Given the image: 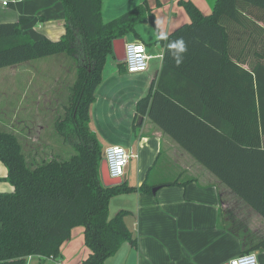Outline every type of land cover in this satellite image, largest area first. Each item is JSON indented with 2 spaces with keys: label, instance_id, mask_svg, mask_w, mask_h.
<instances>
[{
  "label": "trees",
  "instance_id": "obj_1",
  "mask_svg": "<svg viewBox=\"0 0 264 264\" xmlns=\"http://www.w3.org/2000/svg\"><path fill=\"white\" fill-rule=\"evenodd\" d=\"M60 1L65 30L57 40L30 38L21 29L24 19L0 22V68L66 53L74 59L76 73L63 117L54 123L68 151L54 152L51 146L39 152L34 145L25 152L15 130L0 128V161L7 170L4 180L13 187L0 191V264H26L30 256L56 260L60 245L78 225L83 226L89 248L81 264H104L122 244L137 243L125 223L128 211L121 209L109 216L110 199L133 191L153 193L154 186L145 181L137 188L125 180L103 185L104 149L89 127V108L106 57L112 53V41L128 34L138 38L136 25L146 16L153 20V15L144 2L103 21L102 0ZM180 3L190 23L170 32L164 41L159 76L137 100L136 114H148L264 216V60L248 63L250 68H246L245 62L232 58L230 45L234 33H248L249 42L241 52L264 57V26L258 25H264V13L255 11L264 10V0H216L209 15H203L190 0ZM229 24L237 29H230ZM181 37L187 52L177 66L168 44ZM117 68L126 71L123 62H117ZM167 78L170 86L164 84ZM230 89L237 91L235 96L229 97ZM193 96L204 111L195 108ZM230 104L235 108L229 111L225 106ZM221 105L233 119L230 133L218 131L210 118ZM136 126L134 121L132 127ZM193 135L199 145H192ZM171 184L166 181L160 186ZM259 245L264 248V238Z\"/></svg>",
  "mask_w": 264,
  "mask_h": 264
},
{
  "label": "crops",
  "instance_id": "obj_2",
  "mask_svg": "<svg viewBox=\"0 0 264 264\" xmlns=\"http://www.w3.org/2000/svg\"><path fill=\"white\" fill-rule=\"evenodd\" d=\"M190 1L203 15H209L216 2ZM144 2L153 15V20L146 16L136 25L138 38H134L132 34L124 37L140 40L146 45L150 55L148 68L140 73L120 72L117 68V76L112 74L110 79L103 78V68L101 81L95 90V100L89 108V127L96 133L100 143L102 134L99 130V111L108 101L113 106L112 82L118 76H134L129 95V100H132L128 116L130 130L126 136L117 138L104 148L108 145H121L132 155L125 167V179L122 177V181L125 180L135 188L145 181L151 186H158V189L154 193L133 191L115 195L110 199L109 207L113 198L122 195L119 200L121 204L115 201L112 208L116 212L121 209L128 211L125 223L136 236L137 243L122 244L113 255L106 258L104 264H229L232 258L246 252H255L259 264H264V248L259 245L264 238V216L197 161L148 114L140 117L136 114L137 100L147 93L152 80L157 81L162 65L164 41L158 40L156 33L165 30L169 34L181 25L190 23V17L180 0H102V20H110L120 15L124 9L122 5H127L125 10H128ZM177 2L183 6V10L178 13L175 12ZM159 6L165 17L163 21H159ZM255 11L264 13V10L258 8ZM18 19L26 20L21 29L32 39L47 37L57 40L65 30V13L60 0H17L8 5H3L0 0V22H13ZM258 25L264 26L262 22H258ZM229 28L237 29L235 24H229ZM247 36L248 33H234L230 45L232 58L245 62L243 66L250 68L248 63L263 61L264 57L259 59L254 53L241 52L243 44L249 42ZM38 59L40 60L36 61ZM151 59L157 61L150 64ZM64 61L70 62L74 70L75 61L66 53L1 67L0 88L7 90L3 101L7 104H26L24 110H33L37 105H42L41 110L47 109L46 104L50 100L48 94L55 93V85H58L57 81L63 74ZM106 61L117 63L113 52L107 55ZM73 70L69 76L75 78ZM168 80L167 78L164 84L170 86ZM125 92L123 88L122 95L126 99ZM236 92L232 89L227 91L229 97L233 94L235 96ZM192 101L195 108L204 111V105L197 102L194 96ZM225 107L229 111L235 108L232 104ZM225 107H217L214 113L211 112L210 118L218 131L230 133L233 119L229 117ZM134 121L137 122L136 128L132 127ZM196 136H192V145H199V138ZM262 142L264 145V134ZM6 174V167L0 161V191L13 189L4 180ZM166 181H173L174 184L160 186ZM113 215L109 213L110 217ZM83 234V226H74L69 237L60 245L56 260L30 256L26 264L29 261L34 264H47L49 261L57 264H81L89 253Z\"/></svg>",
  "mask_w": 264,
  "mask_h": 264
},
{
  "label": "rangeland",
  "instance_id": "obj_3",
  "mask_svg": "<svg viewBox=\"0 0 264 264\" xmlns=\"http://www.w3.org/2000/svg\"><path fill=\"white\" fill-rule=\"evenodd\" d=\"M177 4L178 2L176 5ZM178 5L175 8V12L177 13L181 9L183 10V6L180 4ZM122 8H124L122 11L123 13L127 10H125L127 5H122ZM159 8L161 9V6L158 7L159 21H163L165 20V17ZM167 11L168 10H166V12ZM104 17L106 18L105 13ZM107 20L109 19H106V21ZM123 38H125V40H129L127 37ZM40 59L36 61H39ZM156 61V59H151L150 64H154ZM103 68V78L110 79L112 74L117 76V63L112 64V62L105 61ZM72 70L73 65H70V62L64 61L63 74L62 77L57 81L58 85H55V93L48 94V99L50 100L46 104L48 106L47 109L41 110L40 108L42 105H40V107L37 105L33 110H24V108L27 107L26 104H7L6 101H3L7 95V90L0 88V128H4L8 131L15 130L18 139L24 146L25 152H27V149H31V147L34 145L35 148H38L39 152L44 150L49 151L51 146H53L51 150L54 152H65L66 150H69V147L60 139L61 137L57 134L54 123L58 118L60 119L63 117L64 108L67 104V99L70 94V86L75 80V78L69 76L72 74ZM73 73L75 77V66ZM132 77L134 76L125 75L123 78L122 76L115 78L114 82H112L113 93H111L113 106L110 105V102L108 101L106 102V106H103V108L99 111L98 120L100 121L99 130L102 134V137H100L102 149H104L105 145L113 143L117 138L126 136L130 130L128 116L130 114L129 112L132 105V100H129V95H131L130 87L133 85ZM109 83L111 84V81H109ZM123 88L126 90V99L124 95H122ZM51 100L52 102H50ZM27 136H29V139L26 138ZM26 140L29 141V143H27ZM122 145H124V143ZM51 155L53 154L50 153L48 156ZM131 163L133 165L134 161ZM123 179L125 178L123 177ZM120 199H122V195L116 199H112L113 202H111L109 207L110 215H113L116 212V210H113L112 208V203L117 201V203L121 204L119 202ZM28 264H34V262L29 261ZM47 264L57 263L49 261Z\"/></svg>",
  "mask_w": 264,
  "mask_h": 264
},
{
  "label": "built area",
  "instance_id": "obj_4",
  "mask_svg": "<svg viewBox=\"0 0 264 264\" xmlns=\"http://www.w3.org/2000/svg\"><path fill=\"white\" fill-rule=\"evenodd\" d=\"M17 0H2L3 5H8L11 2ZM143 44L144 54L143 58L139 59L134 66H130L127 60V46L129 44ZM125 57L123 60L124 68L128 73H140L148 68L150 55L147 53L146 45L140 40H126L125 41ZM133 67L135 70H133ZM104 159L107 165V171L111 178L122 179L124 175V169L128 163L129 158L132 156L121 145H108L104 148ZM259 264L255 252L242 253L229 261V264Z\"/></svg>",
  "mask_w": 264,
  "mask_h": 264
},
{
  "label": "clouds",
  "instance_id": "obj_5",
  "mask_svg": "<svg viewBox=\"0 0 264 264\" xmlns=\"http://www.w3.org/2000/svg\"><path fill=\"white\" fill-rule=\"evenodd\" d=\"M168 36L169 34L165 30H160L156 33V38L161 41L168 40ZM168 49L170 50V55L174 59L175 64L179 66L183 62L184 54L187 52L185 40L181 37L169 42ZM144 51L143 44H129L127 46V60L129 65L134 66L139 59H142ZM133 70H135L134 67Z\"/></svg>",
  "mask_w": 264,
  "mask_h": 264
},
{
  "label": "water",
  "instance_id": "obj_6",
  "mask_svg": "<svg viewBox=\"0 0 264 264\" xmlns=\"http://www.w3.org/2000/svg\"><path fill=\"white\" fill-rule=\"evenodd\" d=\"M125 39L123 37L116 38L112 41V52L115 57V59L118 62H122L125 57ZM141 119H139L140 123ZM100 178L105 186H114L118 185L122 182L119 178H111L107 171V165L105 159H102L101 165H100ZM158 189V186H155L152 188V192L154 193Z\"/></svg>",
  "mask_w": 264,
  "mask_h": 264
}]
</instances>
